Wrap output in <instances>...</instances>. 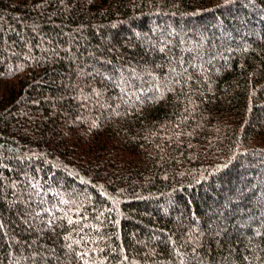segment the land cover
I'll return each mask as SVG.
<instances>
[{"label": "trees", "instance_id": "trees-1", "mask_svg": "<svg viewBox=\"0 0 264 264\" xmlns=\"http://www.w3.org/2000/svg\"><path fill=\"white\" fill-rule=\"evenodd\" d=\"M0 264H264V0H0Z\"/></svg>", "mask_w": 264, "mask_h": 264}]
</instances>
